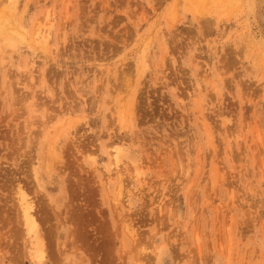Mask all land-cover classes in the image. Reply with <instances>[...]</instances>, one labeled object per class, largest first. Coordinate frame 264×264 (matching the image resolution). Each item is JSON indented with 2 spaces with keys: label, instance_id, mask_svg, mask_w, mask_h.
Segmentation results:
<instances>
[{
  "label": "rangeland",
  "instance_id": "rangeland-1",
  "mask_svg": "<svg viewBox=\"0 0 264 264\" xmlns=\"http://www.w3.org/2000/svg\"><path fill=\"white\" fill-rule=\"evenodd\" d=\"M0 1V264H264V0Z\"/></svg>",
  "mask_w": 264,
  "mask_h": 264
},
{
  "label": "bare ground",
  "instance_id": "bare-ground-1",
  "mask_svg": "<svg viewBox=\"0 0 264 264\" xmlns=\"http://www.w3.org/2000/svg\"><path fill=\"white\" fill-rule=\"evenodd\" d=\"M6 1V0H5ZM5 1H4V3H5ZM8 1V0H7ZM2 1H0V3H1ZM7 3V2H6ZM5 3V4H6ZM9 3V2H8ZM7 3V4H8ZM5 5V6H7V7H9L8 5ZM10 4V3H9ZM4 5V4H3ZM6 7V9H9L10 10V8H7ZM10 7H13V6H11L10 5ZM9 12V11H8ZM37 28H39V27H37ZM36 28V29H37ZM35 29V30H36ZM42 31V30H41ZM44 32H40V31H38V33H37V35L38 36H42V34H43ZM37 36V37H38ZM5 39L4 40H6L7 38H6V36L4 37ZM9 38V37H8ZM40 38V37H39ZM41 39H42V37H41ZM12 40L13 39H10V41H8V43H10V42H12ZM44 40V39H43ZM7 41V40H6ZM39 41V40H38ZM15 42V41H14ZM122 110V109H121ZM126 110V109H125ZM122 113H123V111H121ZM121 112H120V115H122L121 114ZM124 114V113H123ZM115 150V149H114ZM118 152H119V149H117L116 148V151H115V153H114V158L117 160V158H118ZM125 154V153H124ZM48 164V162H46V164L45 165H47ZM20 192V191H19ZM29 199V198H28ZM27 198H26V195H25V193L24 192H21V197H20V206H21V209H22V213H23V216H24V221H25V224H26V226H27V232H28V234L29 235H31L32 236V238H34L33 239V242H31V246L33 247V249H32V251H33V253H34V256H38V257H42L43 256V253H44V242H43V239L41 238V235L39 234L40 232H39V230H38V224H37V222H36V220H35V218H34V216H33V214H32V209H33V203H32V201L31 200H28ZM30 255H33L32 253H30ZM41 255V256H40ZM36 259V258H35ZM38 260V259H37Z\"/></svg>",
  "mask_w": 264,
  "mask_h": 264
}]
</instances>
